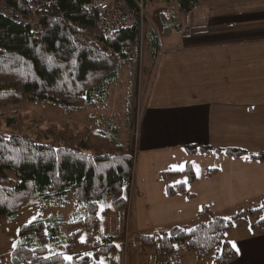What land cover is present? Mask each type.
<instances>
[{
    "label": "trees",
    "instance_id": "trees-1",
    "mask_svg": "<svg viewBox=\"0 0 264 264\" xmlns=\"http://www.w3.org/2000/svg\"><path fill=\"white\" fill-rule=\"evenodd\" d=\"M5 1L25 12L28 9L23 0ZM87 1L49 0L46 13L39 18L42 31L37 37L27 25L0 14V225L35 201L56 198L62 202L66 195L73 194L84 207L83 214L68 222L52 216L21 224L10 264H101L97 253L112 246V237L103 236L101 244L93 241L95 249L82 253L77 251L79 236L81 232H99L100 213L112 211L121 218L128 209L135 156L129 143L120 140L119 129L107 133L52 125L28 133L21 130L17 112L4 115L8 105L26 101L50 100L67 112L104 104L124 62H134L137 57L141 36L150 61L143 70L148 84L161 44V35L147 24L142 12L149 0H113L130 10L131 22L112 30L101 29V12L82 7ZM198 1L174 0L175 14H162L167 16L165 20L170 19L163 25L173 27L176 16L192 11ZM132 103L131 99L127 106L131 115ZM3 120L10 131L2 128ZM185 148L189 153L208 150L195 145ZM215 152L264 162L263 151L249 153L227 147L216 148ZM161 173L167 179L185 174L187 182L194 177L190 162L183 170ZM212 173L208 170L207 176ZM185 184L168 185V194L185 193ZM100 206L103 210L99 213ZM246 211L223 216L202 206L192 226L175 225L162 232L140 234L138 245L161 260L181 243L198 259L231 264L236 253L224 235ZM252 226L264 229V217Z\"/></svg>",
    "mask_w": 264,
    "mask_h": 264
},
{
    "label": "crops",
    "instance_id": "crops-1",
    "mask_svg": "<svg viewBox=\"0 0 264 264\" xmlns=\"http://www.w3.org/2000/svg\"><path fill=\"white\" fill-rule=\"evenodd\" d=\"M176 17L177 27L161 36L145 88L142 152L150 171L133 172L135 228L192 226L202 206L223 216L247 210L224 235L236 253L231 264H264V229L243 224L263 205L264 162L215 152H264V0H199ZM188 25L195 29L184 37L180 30ZM187 145L208 150L189 153ZM187 162L191 182L185 174L161 173L183 170ZM185 182V193L168 194V185ZM186 252L180 263L190 258Z\"/></svg>",
    "mask_w": 264,
    "mask_h": 264
},
{
    "label": "rangeland",
    "instance_id": "rangeland-1",
    "mask_svg": "<svg viewBox=\"0 0 264 264\" xmlns=\"http://www.w3.org/2000/svg\"><path fill=\"white\" fill-rule=\"evenodd\" d=\"M175 10L176 5L174 0H149L146 6L142 8L147 24L153 26L161 36L167 31V28L163 24L170 21V19H167L168 21L165 20L167 16L163 17L162 14H169L168 16H171L175 14ZM177 23H175L174 27H177ZM107 25H111V22L108 21ZM190 26L192 25L183 27L180 30L181 35ZM147 52L143 37L141 36L137 57L134 59V62H124L120 77L109 88L108 97L104 104L87 105L77 111L67 112L58 103L50 100L26 101L8 105L4 109V115L12 116L17 112L18 120L21 121V130L28 133L34 132L37 128L46 129L52 125H68L75 130L88 128L92 131L107 133L113 132L114 129H119L120 140L124 143H129L131 152L135 156L134 173L138 171H142L143 173L148 172L150 171V165L142 152L144 150L142 146L143 105L146 88L145 80L147 79V73L143 70L150 63ZM132 55L133 51L130 52V56ZM131 99L133 102L132 115L127 112V106ZM1 124H3L2 128L6 129L4 120ZM6 130L10 131L11 129ZM13 182H16L15 177H13ZM135 197L136 195L134 194L132 196L134 201ZM131 199L128 201L130 211L127 209L126 215H122L121 218L112 211L103 215L100 213L103 210L102 206H100L99 232L94 234L81 232L79 236L81 245L77 251L82 253L92 252L95 249L93 241H99L98 244H101L103 236H111L112 246H107L106 250L97 253L96 259L101 264H147L148 260L153 262L151 264H159L154 260L156 258L154 254L152 259L150 258V249L141 250L139 248L138 236L143 233L149 234L154 232H137L135 219L132 216L134 202H131ZM261 204L264 205V199L259 202V205ZM262 206L261 210L257 212L256 217L251 212H248L247 215L249 216L244 218L243 224H254L262 219L264 217V206L263 208ZM83 209V205L77 201L73 194L66 195L62 202L60 199L55 198L26 204L12 219L0 225V264H10V253L17 241L18 229L21 224L52 216L63 217L68 222L79 214H83ZM224 238L226 239L225 236ZM186 254L190 258L184 259L181 262L182 264H213L212 258L198 259L190 252H186ZM177 261L171 264H181Z\"/></svg>",
    "mask_w": 264,
    "mask_h": 264
},
{
    "label": "built area",
    "instance_id": "built-area-1",
    "mask_svg": "<svg viewBox=\"0 0 264 264\" xmlns=\"http://www.w3.org/2000/svg\"><path fill=\"white\" fill-rule=\"evenodd\" d=\"M26 4L27 11L7 3L5 0H0V14L13 19L19 23L27 25L34 37L39 36L41 33V25L39 18L46 13L49 5V0H23ZM82 7L89 12L99 11L103 14L99 24L103 30L107 28L115 29L121 26L127 25L131 22V12L129 9L122 7L120 4H114L113 0H88ZM108 21L111 25H107ZM195 27L187 28L183 31L184 37L189 35L190 31ZM185 250V247L181 243H176L175 249L169 255L163 259H157L161 264H170L176 261L179 257L180 251Z\"/></svg>",
    "mask_w": 264,
    "mask_h": 264
},
{
    "label": "snow or ice",
    "instance_id": "snow-or-ice-1",
    "mask_svg": "<svg viewBox=\"0 0 264 264\" xmlns=\"http://www.w3.org/2000/svg\"><path fill=\"white\" fill-rule=\"evenodd\" d=\"M67 259H70V257H66Z\"/></svg>",
    "mask_w": 264,
    "mask_h": 264
}]
</instances>
